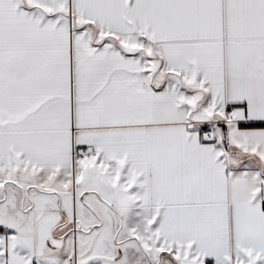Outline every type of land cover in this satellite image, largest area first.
I'll list each match as a JSON object with an SVG mask.
<instances>
[{"label":"snow or ice","instance_id":"obj_1","mask_svg":"<svg viewBox=\"0 0 264 264\" xmlns=\"http://www.w3.org/2000/svg\"><path fill=\"white\" fill-rule=\"evenodd\" d=\"M0 264H264V0H0Z\"/></svg>","mask_w":264,"mask_h":264}]
</instances>
